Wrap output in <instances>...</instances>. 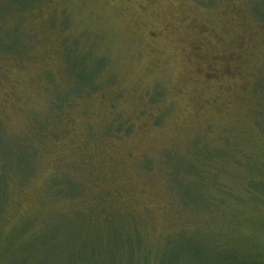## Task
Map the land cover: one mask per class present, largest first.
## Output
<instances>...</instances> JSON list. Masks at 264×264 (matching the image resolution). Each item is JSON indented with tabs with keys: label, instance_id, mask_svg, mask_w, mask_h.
Instances as JSON below:
<instances>
[{
	"label": "rangeland",
	"instance_id": "374dc122",
	"mask_svg": "<svg viewBox=\"0 0 264 264\" xmlns=\"http://www.w3.org/2000/svg\"><path fill=\"white\" fill-rule=\"evenodd\" d=\"M264 0H0V264H264Z\"/></svg>",
	"mask_w": 264,
	"mask_h": 264
},
{
	"label": "trees",
	"instance_id": "16d2710c",
	"mask_svg": "<svg viewBox=\"0 0 264 264\" xmlns=\"http://www.w3.org/2000/svg\"><path fill=\"white\" fill-rule=\"evenodd\" d=\"M264 112V111H263Z\"/></svg>",
	"mask_w": 264,
	"mask_h": 264
}]
</instances>
